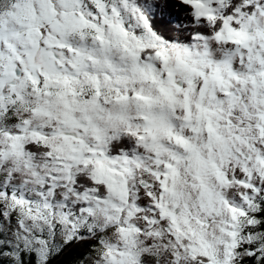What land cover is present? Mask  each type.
I'll return each mask as SVG.
<instances>
[{"label":"snow or ice","instance_id":"1","mask_svg":"<svg viewBox=\"0 0 264 264\" xmlns=\"http://www.w3.org/2000/svg\"><path fill=\"white\" fill-rule=\"evenodd\" d=\"M0 264H264V0H0Z\"/></svg>","mask_w":264,"mask_h":264}]
</instances>
